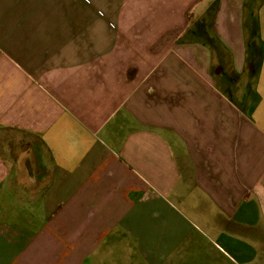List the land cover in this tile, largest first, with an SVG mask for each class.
<instances>
[{
  "label": "crops",
  "instance_id": "obj_1",
  "mask_svg": "<svg viewBox=\"0 0 264 264\" xmlns=\"http://www.w3.org/2000/svg\"><path fill=\"white\" fill-rule=\"evenodd\" d=\"M0 264H264V0H0Z\"/></svg>",
  "mask_w": 264,
  "mask_h": 264
}]
</instances>
